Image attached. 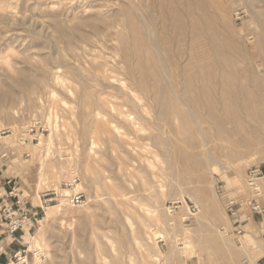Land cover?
I'll list each match as a JSON object with an SVG mask.
<instances>
[{
	"label": "rangeland",
	"instance_id": "rangeland-1",
	"mask_svg": "<svg viewBox=\"0 0 264 264\" xmlns=\"http://www.w3.org/2000/svg\"><path fill=\"white\" fill-rule=\"evenodd\" d=\"M179 9L188 30L198 22V37L174 40ZM137 53L145 70L135 69ZM126 56L132 69L122 62ZM222 73H232L229 87L238 89L230 99L208 80ZM157 76L162 89L155 88ZM180 80L193 81V90ZM0 91L7 96L0 103V179H14L36 213L8 259L20 247L28 264H242L264 257V223L259 228L251 219L239 235L229 209L234 202L247 220L255 193L247 172L264 169V0H0ZM236 93L255 103L242 104L243 114L220 106L201 118L214 99L235 104ZM172 97L184 112L201 98L192 112L202 120L183 127L182 116L160 107ZM90 101L102 118L89 116ZM122 111L133 114L140 133ZM105 120L124 140L104 128ZM150 120H160L161 131ZM111 184L127 194V209L110 202ZM257 186L264 189V180ZM78 193L83 203L75 207L70 199ZM62 196L63 211L46 219V208ZM45 199L52 202L41 209Z\"/></svg>",
	"mask_w": 264,
	"mask_h": 264
},
{
	"label": "bare ground",
	"instance_id": "bare-ground-1",
	"mask_svg": "<svg viewBox=\"0 0 264 264\" xmlns=\"http://www.w3.org/2000/svg\"><path fill=\"white\" fill-rule=\"evenodd\" d=\"M193 5V4H192ZM189 6V5H188ZM183 7V6H182ZM184 8V7H183ZM178 9V8H177ZM186 9V8H185ZM213 9V8H212ZM180 10L181 9H179V10H177L175 13H174V15L176 16V20H175V22L173 23V28H174V31H175V33H176V36H177V38H175L174 37V40H178L179 38H181V39H186L187 40V38L189 39H193V38H196V37H198V35H199V29H198V22L197 21H190L191 23H192V25L191 24H189V25H191L192 26V29L191 30H188V28H187V26H188V24H186L185 25V22L183 23L182 21H181V17L179 18V15H178V13H180ZM188 10V9H187ZM186 10V13L187 14H190L191 13V11L190 10H188L187 11ZM125 11H126V9L124 10V13H125ZM128 11V10H127ZM169 11V10H168ZM131 12V11H130ZM127 13V12H126ZM165 13V12H164ZM183 13V12H182ZM167 14V12L165 13V14H163V15H165V16H167L166 15ZM169 14V13H168ZM204 14V13H203ZM173 15V14H172ZM171 15V16H172ZM194 16V15H193ZM170 18V17H169ZM207 18V17H206ZM208 18H209V16H208ZM207 18V19H208ZM191 19V18H190ZM170 20V19H169ZM183 20V19H182ZM166 21V20H165ZM173 21H174V19H173ZM200 23V22H199ZM126 24V23H125ZM204 29H206V28H204ZM147 31V30H146ZM164 31V30H163ZM203 31V30H202ZM212 31V30H211ZM210 31V32H211ZM200 32H201V30H200ZM209 32V33H210ZM151 33H153V32H151ZM202 33H204V32H202ZM140 34V33H139ZM143 37V36H142ZM139 38V37H138ZM167 38V37H166ZM123 39V38H122ZM157 39V38H156ZM216 39V38H215ZM139 40V39H138ZM158 40V39H157ZM166 40V39H165ZM200 40V39H199ZM209 40L211 41V43H212V40L209 38ZM202 41V40H201ZM144 42V41H143ZM158 41H156V42H154V44H155V47L157 46H159V44L157 43ZM160 42H161V40H160ZM191 42V41H190ZM208 42V41H207ZM130 43V42H129ZM147 43H149V42H147ZM162 43V42H161ZM184 43V42H183ZM167 43L165 42V45H166ZM171 44V43H170ZM176 44V43H175ZM205 45V44H204ZM209 45H210V43H209ZM137 47L139 46V45H136ZM145 46V45H144ZM211 46V45H210ZM140 47H143V46H140ZM178 47H180L179 45H178ZM204 47V46H203ZM193 48H194V46H193ZM216 48V47H215ZM214 48V50H216ZM158 49H159V47H158ZM144 50V49H143ZM155 50V49H154ZM168 50V49H167ZM209 50V49H208ZM213 50V51H214ZM156 51V50H155ZM164 50H162L161 52H163ZM176 51V50H175ZM179 50H177V52H178ZM199 51V50H198ZM142 52V51H141ZM189 52V51H188ZM144 53V52H143ZM169 53V52H168ZM179 53V52H178ZM209 53V52H208ZM207 53V54H208ZM190 54V53H189ZM154 55V54H153ZM205 55V54H204ZM125 56V55H124ZM129 56V55H128ZM150 56H151V53H150ZM190 56V55H189ZM194 56V55H193ZM197 56H198V54H197ZM134 57H137L138 58V65L135 67V69H138V71L139 70H145L146 68V64H145V61L143 62V56L142 55H140L139 53H137L136 55H134ZM157 57V56H156ZM163 57L165 58V59H167V57H168V55L166 54V52L165 53H163ZM170 57V56H169ZM181 57V56H180ZM149 58H151L150 59V61H151V69H153V68H155V63H154V60H153V57H149ZM134 59V58H133ZM173 59V58H172ZM184 59V58H183ZM169 60V59H168ZM181 60H182V57H181ZM176 61H178V60H176ZM215 61V60H214ZM122 62L123 63H125L126 64V66L128 67L127 69H132V63H131V61H130V59H128V57L126 56V57H124L123 59H122ZM198 63V62H197ZM209 63V62H208ZM172 64V63H171ZM180 64V63H179ZM179 64H178V68H179ZM194 64V63H193ZM149 66V65H148ZM187 67V66H186ZM171 69V68H170ZM224 70V69H223ZM136 71V70H135ZM141 72V71H140ZM160 72V71H159ZM184 72V71H183ZM213 72V71H212ZM131 73V72H130ZM142 73V72H141ZM157 73V72H156ZM179 73V72H178ZM235 73V72H234ZM180 74V73H179ZM178 74V75H179ZM231 75H232V73H230ZM230 74H223L222 73V75H220V77H217V75H216V77H211L210 76V79H208V80H211V82L213 81V84H214V81H215V83L219 86V84L218 83H220L221 85H222V87H223V96H226L227 97V95H229V93L230 92H232V89H234L235 90V88H231V87H233V84H231V87H229V84H230V82H231V77H230ZM143 75V74H142ZM169 75H171V74H169ZM177 75V76H178ZM182 76L184 75V74H181ZM144 76H146L147 77V75H144ZM207 77H208V75H206ZM187 77V76H186ZM236 78L237 77V75L236 76H233V78ZM167 78V77H166ZM170 79H169V81H170V85L174 88V86L176 85V84H178L177 83V81H178V79H176V78H174V79H171V77H169ZM184 78V77H183ZM139 79V78H138ZM180 79H182V78H180ZM188 79V77L185 79V80H187ZM196 79V78H195ZM207 79V78H206ZM205 79V80H206ZM237 79V78H236ZM235 79V80H236ZM244 79V78H243ZM254 79V78H253ZM188 80H190V79H188ZM193 80V79H192ZM202 81H203V79H201ZM207 80V81H208ZM156 81V82H155ZM155 84L157 85V87H155V88H160V89H162L163 87H164V84H163V79L161 78V77H156L155 78ZM236 81H238V80H236ZM179 82V81H178ZM180 82H181V80H180ZM182 82H183V80H182ZM181 82V83H182ZM188 81H184L182 84H184V87L185 88H188V89H191V86L190 85H192L193 83V81L191 82L190 81V85H189V83H187ZM203 82H205V81H203ZM151 82H149V84H150ZM195 83V82H194ZM231 83H233V81L231 82ZM138 84V83H137ZM140 84V83H139ZM141 84H143V87L145 88V86L146 87H149L147 84H148V81L146 80V79H144V78H142L141 79ZM208 84V83H207ZM206 84V85H207ZM145 85V86H144ZM179 86H180V84H178ZM226 85H228V87L229 88H231V90H229L228 89V87L226 86ZM151 86H153V85H151ZM150 86V87H151ZM195 90H194V92L196 93V95L198 96V97H200V96H202V94H203V89H202V87H203V85H202V83L198 80V79H196V83H195ZM224 86H226L227 88H225ZM239 86H240V84H239ZM176 87V86H175ZM183 87V88H184ZM206 87V86H205ZM214 87V86H213ZM213 87H212V89H213ZM234 87H236V88H238L237 87V84L234 86ZM172 88V89H173ZM194 88V87H193ZM154 89L153 88H151V90H149L148 89V91H150V93H151V91H153ZM191 90H193V89H191ZM211 90V89H210ZM236 90H238V89H236ZM235 90V91H236ZM163 91H165V89L163 90ZM178 91V90H177ZM188 91V90H187ZM234 91V92H235ZM257 91V90H256ZM3 92V91H2ZM91 92V91H90ZM211 92H213L212 90H211ZM0 93H1V91H0ZM130 93V92H129ZM149 93V92H148ZM158 93V92H157ZM151 94H153V93H151ZM155 94V93H154ZM178 94V93H177ZM1 95H2V93H1ZM6 95V94H5ZM86 95H87V92H86ZM123 95H124V93H123ZM126 95V94H125ZM130 95V94H129ZM128 95V96H129ZM218 95V94H217ZM222 95V94H221ZM177 96V95H176ZM247 96V95H246ZM4 97V96H3ZM3 97L2 96H0V103H2V101H3ZM7 97V96H6ZM6 97H4V99L6 100ZM174 97H175V95H174ZM174 97H172V98H169L170 99V102H169V104L167 105V103L166 102H159L160 103V107L162 108V110H163V108L165 107V105L168 107V106H170L169 108H172V112L176 115H180V116H182V118H183V127H185V128H190V126H191V124L190 123H192V121L193 120H199V119H204V118H212L213 117V114L211 113V112H213L214 110H217L220 106L221 107H224V111H226V114H229V113H231V111L232 110H234L235 109V111H240V114H243V113H241V109L240 108H242L241 107V105L242 104H244V103H246V104H250V103H255V101H253L252 100V98H245L244 97V99H243V97L242 96H240V94H235L234 95V97H236V102H235V104H230V102L229 101H217L216 99H214V100H212V102L211 103H209V106L207 107L208 109H206L207 111H208V113H206V115H204L203 116V114L202 115H200L201 116V118L200 117H197V115H195L194 113H195V111H194V113L192 112V109H194L195 107H197L198 105H201L203 102L201 101V98H200V100L198 99L197 101L194 99V100H191L189 103L191 104V105H186L187 106V108L189 109V112H187V110H186V112H184V111H182V106L184 105L177 97H176V99L174 98ZM250 97H252V96H250ZM92 98H93V96H92ZM131 98V97H130ZM227 98H229V97H227ZM233 98V97H232ZM168 99V98H167ZM213 99V98H212ZM230 99V98H229ZM4 100V101H5ZM225 100H227V99H225ZM100 101H102V100H100L99 99V102ZM130 101V100H129ZM154 101V100H153ZM231 101V100H230ZM103 102V101H102ZM155 102V101H154ZM188 102V101H187ZM105 103V102H104ZM104 103H99V104H104ZM89 104V109H90V111H89V116H91L92 118H95V120H96V118L98 117V116H101V118L103 117L102 116V113L95 107V105H94V103L92 102V101H90V103H88ZM108 106V105H107ZM103 107H104V105H103ZM184 107H185V105H184ZM101 108V107H100ZM186 108V109H187ZM86 109H88V108H86ZM185 110V109H184ZM252 110V109H251ZM129 111V110H128ZM131 111V110H130ZM129 111V112H130ZM129 112H126V113H124L123 111H122V113H119V116H120V118H122L123 120H125V121H128V122H130V124H131V127H132V129L134 130V131H136V132H139V131H141V128H140V126L137 124V122H136V118L133 116V114H130ZM172 112H171V114H172ZM214 114H215V112H214ZM256 114V113H255ZM163 115H164V113H163ZM169 115V114H168ZM216 115V114H215ZM223 115V114H222ZM88 116V115H87ZM86 116V117H87ZM150 116V115H149ZM179 116V117H180ZM228 116V115H227ZM234 116V115H233ZM242 116V115H241ZM90 117V118H91ZM166 117V116H165ZM256 117V116H255ZM100 118V119H101ZM199 118V119H198ZM226 118V117H225ZM98 119V118H97ZM153 119H155V118H153ZM201 119V120H202ZM147 120V119H146ZM163 120H164V118H163ZM215 120V119H214ZM219 120V119H218ZM106 121V123H105V125H104V128H107V127H112L113 128V130H114V132L121 138V140H124V135L125 134H123V132H122V130L120 129V127H118V126H116V125H114V123H112V122H110L109 120H105ZM159 121V122H158ZM99 122H101V121H99ZM150 122H151V120H150ZM219 122V121H218ZM152 123V125H153V128L156 130V131H161V129H160V127L161 126H159L160 125V120H157V121H155V122H151ZM194 123H196V122H194ZM193 124V123H192ZM197 124V123H196ZM103 126V125H102ZM106 126V127H105ZM198 126V125H197ZM200 126V125H199ZM97 128V127H96ZM217 128V127H216ZM219 128V127H218ZM197 129V128H196ZM140 133V132H139ZM208 141V140H207ZM157 143H158V141H157ZM156 143V144H157ZM95 145H96V142L94 141L93 143H92V146L93 147H95ZM158 145H159V143H158ZM168 147V146H167ZM92 148V147H91ZM93 149V148H92ZM92 149H91V151H92ZM90 151V152H91ZM49 153H51V152H49ZM50 155V154H49ZM48 155V156H49ZM210 159H212V158H210ZM144 162H145V164H147L148 166H150L151 165V161L149 160V159H147V158H145L144 159ZM44 165V164H43ZM151 168V167H150ZM120 169L122 170V166L120 167ZM42 170H43V168H42ZM42 172V171H41ZM47 172V171H46ZM44 174V173H43ZM41 176V175H40ZM43 179H44V177H42ZM262 180H264V179H262ZM108 183V182H107ZM112 185V184H111ZM110 185V186H111ZM108 186H109V184H108ZM73 187H75V186H73ZM72 188V187H71ZM78 188V186H76L75 188H73V189H64L63 191L65 192V191H71V190H76ZM107 188V187H106ZM256 188L257 189H261L259 186H256ZM109 190H108V192H109V195H110V202L112 203V204H114L115 205V207H117V208H119V209H121V210H125V209H127V207H129L127 204V194H124V193H122L118 188H116L115 186H113L112 185V187H109L108 188ZM59 191V190H58ZM107 191V190H106ZM108 195V194H107ZM65 196H62V197H60L59 199H60V201H61V204H59V205H56V206H50V207H48V208H46V213H45V216H46V219H54V218H56V216L58 217L59 215H60V213L63 211V206L67 203V201L66 200H64V199H62V198H64ZM113 206V205H112ZM209 209V208H208ZM187 230V229H186ZM190 231V230H189ZM188 230H187V232H186V235H185V240L187 241L188 239H189V234H190V232H189ZM137 240V239H136ZM38 249H42V247H41V245H40V243H36V245H35ZM37 259H39V256H38V258ZM131 263V262H130ZM132 264V263H131Z\"/></svg>",
	"mask_w": 264,
	"mask_h": 264
},
{
	"label": "built area",
	"instance_id": "built-area-1",
	"mask_svg": "<svg viewBox=\"0 0 264 264\" xmlns=\"http://www.w3.org/2000/svg\"><path fill=\"white\" fill-rule=\"evenodd\" d=\"M5 157V156H4ZM264 179V169L261 167H253L247 172V183L251 189L255 191L251 200L247 202V208L250 210L252 215H257L264 220V189H257L256 186L258 181ZM7 186V192L3 194L0 192V221H3L7 227L8 237H13L17 233L25 230L28 224H33V218L36 213H34L35 207L30 200H26L20 194V189H18L17 183L14 179L10 178L5 181ZM47 195L44 196V198ZM71 204L75 207H79L83 203V195L78 193L74 195L71 199ZM52 202V200L42 201L40 208L44 209V206ZM172 208H175L176 203L171 204ZM236 204L234 202L229 203V209L234 219L233 226L237 230L239 235L244 233L243 226L239 222L238 212L234 211ZM199 209L197 205L192 204L189 206V212L192 216L198 213ZM262 236L264 237V228L261 230ZM7 245L3 241H0V255L6 253ZM24 250H19L13 254L12 259L16 262L12 264H28L27 260L23 258ZM11 259V260H12ZM11 260L7 263L10 264ZM242 264H264L263 261H256L251 263L248 259L243 260Z\"/></svg>",
	"mask_w": 264,
	"mask_h": 264
},
{
	"label": "crops",
	"instance_id": "crops-1",
	"mask_svg": "<svg viewBox=\"0 0 264 264\" xmlns=\"http://www.w3.org/2000/svg\"><path fill=\"white\" fill-rule=\"evenodd\" d=\"M5 181L6 180L3 181L2 179H0V192H2L3 194H5V192H7V188H8L7 186L3 185V184H5ZM257 218L259 219L258 222L256 220ZM251 219H253L254 222L256 224H258L259 228H260V225H262L264 223L263 219H261L257 215H252L251 213H250V216L247 217V220L241 221V219H240L239 222L242 225L243 223H246L247 221L248 222L251 221ZM250 224L251 223H246V225L243 226V228L249 226ZM24 234H25V230L17 233L13 237H8L6 224L3 221H0V241H3L7 245L6 253L3 255H0V264H7L11 260V259H8V251L15 244V242H18L19 246H23V244L20 242V238H23L25 236ZM19 250H23V249L21 247L18 249H15L12 253V256L14 253H16ZM258 261H263V263H264V257L260 258Z\"/></svg>",
	"mask_w": 264,
	"mask_h": 264
}]
</instances>
